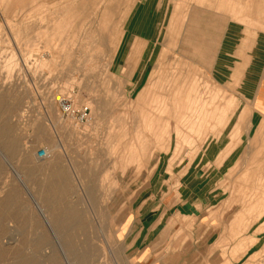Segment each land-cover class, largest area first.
Segmentation results:
<instances>
[{
	"label": "rangeland",
	"instance_id": "rangeland-1",
	"mask_svg": "<svg viewBox=\"0 0 264 264\" xmlns=\"http://www.w3.org/2000/svg\"><path fill=\"white\" fill-rule=\"evenodd\" d=\"M154 4L162 13L151 19L156 38L145 17ZM232 20L264 30V0H0V264H116L118 223L166 195L175 193V203L181 182L195 172L211 199L169 220L176 226L162 234L169 263L264 264V225L249 250L262 245L257 262L236 249L259 225L243 231L239 220L252 218L245 195L264 178V122L250 126L251 107L212 70L219 30ZM125 44V53L140 46L123 66ZM189 88L211 108L224 106L225 118L194 121L192 110L181 116L172 95L184 99ZM60 101L90 112L80 121L65 115ZM165 101L169 114L159 112ZM149 108L150 130L142 123ZM198 126L207 131L195 135ZM191 139L193 146L174 156L175 142ZM130 141L137 162L124 153ZM160 141L171 142L168 151ZM42 147L50 156L38 161Z\"/></svg>",
	"mask_w": 264,
	"mask_h": 264
},
{
	"label": "crops",
	"instance_id": "crops-1",
	"mask_svg": "<svg viewBox=\"0 0 264 264\" xmlns=\"http://www.w3.org/2000/svg\"><path fill=\"white\" fill-rule=\"evenodd\" d=\"M148 1L153 4L154 0ZM154 6L155 4L150 7L148 14L145 13L147 14L145 17L150 19V24L146 27L153 37L157 35L158 24L151 19H157L162 15L161 7ZM153 8L156 9L155 12ZM139 46L133 44L129 52L125 53L127 45H123L120 48L118 64L126 65L132 55V47L136 54ZM143 52L144 50L138 58L137 67L143 61ZM153 52L152 48L150 56ZM212 70L217 79L226 83L229 89L243 100V103L251 107L249 125H261L264 122V30H255L238 21H229L224 29L219 30ZM141 77L143 76L139 74L138 81ZM244 138V134H240L241 142L231 151V155L236 154L237 147L243 143ZM212 155V153L204 154L202 159L207 162ZM230 156L224 160L225 165L230 163ZM36 159L45 160L39 158L37 154ZM201 177L198 172H195L190 178L187 177L184 182H181L175 203L172 202L176 196L175 193L166 195L160 201L148 202L134 208L118 223L116 236L120 247V257L116 258V264H170L162 234L166 226H169V220L172 217L178 216L177 214L192 215L199 210L198 206L209 204L211 191L206 192L207 182L201 180ZM28 192L34 193L31 190ZM36 204L38 205L37 202ZM38 207L40 211H43V208L39 205Z\"/></svg>",
	"mask_w": 264,
	"mask_h": 264
},
{
	"label": "bare ground",
	"instance_id": "bare-ground-1",
	"mask_svg": "<svg viewBox=\"0 0 264 264\" xmlns=\"http://www.w3.org/2000/svg\"><path fill=\"white\" fill-rule=\"evenodd\" d=\"M188 9V8H187ZM184 12H186V11H184ZM187 13V12H186ZM186 15V14H185ZM184 15V16H185ZM59 18V17H58ZM27 61V60H26ZM158 79V78H157ZM149 84V83H148ZM151 87V86H150ZM180 87H181V85H180ZM174 89V88H173ZM191 88H189V91L187 92V90H186V99H185V101H184V99H183V97H182V99L181 98H179V96H177V97H174L175 95H172V103H174V105H180L181 106V110H180V113L182 114L181 116H184L188 111H191L192 110V112H194V113H196L195 115H196V118L195 117H193V120L195 121V120H199V119H201V121H205V120H207V119H209V118H217V119H219V121H222L224 118H225V116H226V114H227V109H225L224 108V106L223 107H221V105H220V107L219 106H216V107H210V105H212L211 103H209V101L208 100H205L204 102H202L199 98L197 99L196 97H192V93H191ZM154 92V91H153ZM178 92V91H177ZM181 92H183V91H181ZM185 92V91H184ZM161 95V94H160ZM182 95H183V93H182ZM171 95H168V97H170ZM166 97H167V95H166ZM212 97V96H211ZM164 98V97H163ZM157 100V99H156ZM182 101H184V103H182ZM91 103V102H90ZM169 101H165V105H164V107H162L161 109H159V112H162V113H170V109H169ZM213 103V102H212ZM92 104V103H91ZM163 104V103H162ZM93 105V104H92ZM91 105V106H92ZM147 105H150V102H148L147 103ZM227 107V106H226ZM183 108V109H182ZM145 110H147V109H145ZM145 110H144V112H145ZM143 112V111H142ZM147 112V111H146ZM157 112H158V110H157ZM177 112H179V109H177ZM143 114V113H142ZM161 114V113H160ZM193 114V113H192ZM194 116V115H193ZM192 117V116H191ZM157 120H159V118H157ZM200 121V122H201ZM140 122V121H139ZM152 122H153V116H152V113H151V110H150V108H149V110H148V112L146 113V114H143L142 115V123L144 124V126L145 127H147L149 130L150 129H152L151 127H152ZM161 122V121H160ZM193 122V121H192ZM206 122V121H205ZM164 123V122H163ZM184 123V122H183ZM190 123V122H189ZM154 125V124H153ZM183 125V124H182ZM187 125V124H186ZM185 126V125H184ZM170 127V125L169 124H167V125H163V126H161V129L163 128V129H168ZM173 127V126H172ZM196 127V125H191L190 126V129H194ZM210 127H215V126H210ZM125 130V129H124ZM213 131V129H210V131ZM215 130V129H214ZM156 131V130H155ZM204 131H207V128L206 129H204V127H201V126H198V128H197V130H196V132H195V135H196V133H197V135L199 134H201L202 132H204ZM140 132V131H139ZM209 132V131H208ZM142 133V132H141ZM166 134L168 133V132H165ZM214 133V132H213ZM164 134V133H163ZM161 135V138L164 136V135ZM207 134V133H206ZM215 134V133H214ZM210 135V134H209ZM157 136V135H156ZM160 136V135H159ZM167 136H169L170 137V135H168L167 134ZM206 136V135H205ZM236 136V135H235ZM177 137H180V138H184V139H188V138H191L192 136L190 135V134H185V133H182V132H177ZM202 137V136H201ZM145 138V137H144ZM156 138V137H155ZM199 138V137H198ZM159 140H160V138H159ZM145 141V140H144ZM193 141V139H191V140H183V141H177V142H175V148H174V156H176V155H178V154H181L180 152H182V149H183V147L185 146V144H190V143H193L192 142ZM196 141H198V140H196ZM202 141V140H201ZM204 141H206V140H204ZM131 142V141H130ZM126 143V142H125ZM143 143H145V142H143ZM159 144V149L161 148L162 150H167L168 151V149H169V146L171 145V142L170 141H160V142H158ZM194 143H195V141H194ZM127 144V143H126ZM157 144V143H156ZM141 145V144H140ZM190 145H192V144H190ZM143 147H144V145H142ZM193 146V145H192ZM262 146H264L263 144H262ZM140 147V146H139ZM227 147V146H226ZM137 148V147H136ZM136 148H135V143L133 144L132 142L131 143H129L127 146H126V148H125V152L124 153H126V151L130 154L129 156L130 157H137V150H136ZM156 148V147H155ZM190 148V147H189ZM199 148V147H198ZM264 148V147H263ZM110 149V148H109ZM157 150V149H156ZM161 150V151H162ZM263 151V150H262ZM142 152V151H141ZM153 152V151H152ZM189 152V151H188ZM194 152H196L195 150H194ZM193 152V153H194ZM264 152V151H263ZM123 153V152H122ZM122 153H121V155H122ZM150 153H151V151H150ZM193 153H191V154H193ZM143 154V153H142ZM189 154V153H188ZM139 155V154H138ZM194 155V154H193ZM197 155V154H196ZM125 156V155H124ZM128 156V154H126V157ZM180 156V155H179ZM189 156H190V154H189ZM134 157V159H135V161H136V158ZM129 158V157H128ZM138 158V157H137ZM142 158V157H141ZM122 159V158H121ZM124 159V158H123ZM126 159V158H125ZM132 159V158H131ZM185 159V158H184ZM139 160V159H138ZM126 161H127V159H126ZM125 161V162H126ZM131 161V160H130ZM133 161V160H132ZM141 161V160H140ZM191 161H192V159H191ZM244 161V160H243ZM116 162V161H115ZM124 162V161H123ZM137 162V161H136ZM122 163V162H121ZM135 163V162H134ZM142 163V162H141ZM140 162H139V164H141ZM223 163V162H222ZM124 163H122L121 165H123ZM128 164V163H127ZM116 165V164H115ZM114 165V166H115ZM124 166V165H123ZM140 166H143V164L142 165H140ZM145 166V165H144ZM219 166V165H218ZM127 167L128 166H126V169H127ZM187 167V166H186ZM263 167V166H262ZM119 168H121V167H119ZM138 168H139V166H138ZM140 168H142V167H140ZM253 168V167H252ZM257 168H259V167H257ZM125 168H123L122 170H126ZM153 169V168H152ZM243 169V168H242ZM250 169H251V167H250ZM261 169V168H260ZM140 170V169H139ZM152 171H155V170H152ZM250 171V170H249ZM231 173V172H230ZM249 173V172H248ZM153 174V173H152ZM170 174H171V172H170ZM236 174V173H235ZM245 174H247V173H245ZM244 174V175H245ZM173 175V174H172ZM250 175V174H249ZM264 175V174H263ZM248 176V175H247ZM257 176H258V174H257ZM236 177V176H235ZM254 177V176H253ZM252 177V178H253ZM263 177V176H262ZM262 177H260L259 176V178H257L255 181H256V185L254 186V188H253V191L251 192V194H249V195H245L246 197H245V199H244V209L246 210V211H248V213L250 214L249 216H252V218L251 217H249V218H251L250 220H248V221H244V217H243V215L242 214H244V212H242V214H240V216L242 215V219H238V215H237V219L239 220V225L241 224L242 225V229H240V230H243V231H246V230H249L250 228H252L256 223H259V225L254 229V231H253V233L252 234H250L249 236H246V237H244L242 240H240L238 243H237V245H236V249H245L248 253H249V250L252 248V247H254L260 240H261V238H256L258 235H260L261 234V232L263 231V225H264V178H262ZM245 177H243V179H244ZM251 178V177H250ZM255 178H256V176H255ZM180 179V178H179ZM179 179H177V180H179ZM242 179V178H241ZM176 180V181H177ZM247 182L250 180L248 177H246V179H245ZM254 180V179H253ZM253 180H252V183H253ZM228 181V180H227ZM175 182V181H174ZM236 182V181H235ZM242 182V181H241ZM221 183V182H220ZM227 183V182H226ZM246 183V182H245ZM255 183V182H254ZM232 184V183H231ZM237 184V183H236ZM242 184V183H241ZM240 184V185H241ZM244 184V183H243ZM247 184V183H246ZM234 186H236V185H234ZM238 186V185H237ZM247 186V185H246ZM239 188H241V187H239ZM246 188V187H245ZM245 188H243V189H245ZM227 190V189H226ZM235 190V189H234ZM233 190V191H234ZM240 191H241V189H239ZM249 190V189H248ZM247 190V191H248ZM236 191V190H235ZM245 191V190H244ZM237 192H239V191H237ZM243 192V191H242ZM234 193V192H233ZM230 194V193H229ZM232 194V193H231ZM239 194V193H238ZM241 194V193H240ZM237 195V193L235 194V196ZM238 196V195H237ZM236 196V197H237ZM240 196V195H239ZM243 196V195H242ZM228 197V196H227ZM236 197L234 198L235 200H236ZM241 197V196H240ZM239 197V198H240ZM229 198V197H228ZM232 198V197H231ZM232 200V201H234V202H236V201H239V200ZM229 203H230V201H229ZM228 203V204H229ZM243 203V202H242ZM231 204V203H230ZM230 204H229V206H230ZM240 206V205H239ZM220 208V207H219ZM243 208V207H242ZM241 209V208H240ZM42 210V209H41ZM243 210V209H242ZM240 211V210H239ZM238 211V212H239ZM234 217H235V215H234ZM240 218V217H239ZM246 218H247V216H246ZM236 220V219H235ZM232 222H233V220H232ZM235 222H237V221H235ZM231 224V223H230ZM233 224H234V222H233ZM238 225V226H239ZM233 226V225H232ZM236 226H237V224H236ZM241 227V226H240ZM239 227V228H240ZM233 228H234V226H233ZM241 235V234H240ZM60 244V243H59ZM60 247H61V245H60ZM61 248H63V247H61ZM63 250V249H62ZM262 250H263V247H262V245L258 248V249H256L254 252H252V253H249V255H250V257H251V259L253 260V261H256L257 262V259H258V256L261 254V252H262ZM241 251V250H240Z\"/></svg>",
	"mask_w": 264,
	"mask_h": 264
},
{
	"label": "built area",
	"instance_id": "built-area-1",
	"mask_svg": "<svg viewBox=\"0 0 264 264\" xmlns=\"http://www.w3.org/2000/svg\"><path fill=\"white\" fill-rule=\"evenodd\" d=\"M60 107L65 115H75V117L80 121H84L90 112V107L88 105L82 106L79 109H74L73 105L68 101H60ZM37 155L41 159H47L50 156L49 152L45 148H41Z\"/></svg>",
	"mask_w": 264,
	"mask_h": 264
}]
</instances>
